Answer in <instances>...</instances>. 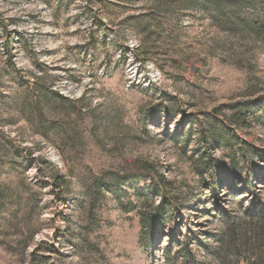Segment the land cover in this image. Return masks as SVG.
<instances>
[{
    "label": "rangeland",
    "instance_id": "rangeland-1",
    "mask_svg": "<svg viewBox=\"0 0 264 264\" xmlns=\"http://www.w3.org/2000/svg\"><path fill=\"white\" fill-rule=\"evenodd\" d=\"M206 1L0 0V264H29L42 243L49 264H168L185 239L205 245L226 219L264 210V181L252 192L236 157L264 177V53ZM142 165L173 183L178 212H160ZM117 180L100 199L98 181ZM17 186L30 217L9 211ZM159 212L145 244L141 216Z\"/></svg>",
    "mask_w": 264,
    "mask_h": 264
},
{
    "label": "trees",
    "instance_id": "trees-1",
    "mask_svg": "<svg viewBox=\"0 0 264 264\" xmlns=\"http://www.w3.org/2000/svg\"><path fill=\"white\" fill-rule=\"evenodd\" d=\"M207 0L203 5L205 12L209 11L210 6ZM258 0H214L215 7L211 9V17L214 21H219L217 24L221 28L232 30L236 33H247L249 38L254 41L256 45L260 46V50L264 53V3L260 2L256 6ZM10 42V41H9ZM192 61L193 59H189ZM182 67V65H181ZM183 73L188 74L184 69H180ZM157 116V113L147 115L151 120ZM212 119L216 118L215 113L209 115ZM251 115L245 113H238L234 119L238 124H246L252 126ZM228 128V126H226ZM217 141L204 140L202 145L209 148L211 144ZM258 155H260L258 153ZM237 159L243 161L242 173L245 175V180L248 188L257 182L259 186L263 183L264 177H259L253 171L246 169V162H250L251 156L240 154L237 152ZM234 157V158H236ZM217 163H209L210 177L212 179V188L214 191L218 186L222 185L215 175ZM250 168V167H249ZM135 172L142 173L141 176L148 177L152 182V187L156 193L162 197V207L170 203L173 212H178L175 199L170 196L173 183L154 165H142L136 168ZM70 185V181L64 177L55 179L54 187L59 193L64 194L65 189ZM98 197L104 191L119 195L121 191L119 180L115 182H100L97 183ZM12 195L11 205L9 211L11 215H17L22 212L27 217L31 215V203L33 199L30 195L22 193L17 187L10 189ZM98 198V200H100ZM36 208V207H35ZM141 216L142 229L141 235L145 244H150L153 234L156 233L157 227L162 220L161 213ZM150 227V228H149ZM156 235L153 239H155ZM216 247H212L213 243ZM28 245V243H27ZM26 245V246H27ZM180 251L171 255V259H167L168 264H264V210L257 213L243 214L234 219L228 218L224 221V228L219 235L208 238L207 244L201 245L191 243L190 239H185L181 244ZM42 250L51 252L52 247H47L45 244H39L37 249L32 253L29 259V264H49L45 257H40Z\"/></svg>",
    "mask_w": 264,
    "mask_h": 264
},
{
    "label": "built area",
    "instance_id": "built-area-1",
    "mask_svg": "<svg viewBox=\"0 0 264 264\" xmlns=\"http://www.w3.org/2000/svg\"><path fill=\"white\" fill-rule=\"evenodd\" d=\"M128 75L130 79L137 80V82L140 81L141 77H145L144 75L141 74V72L138 69H134V68H129Z\"/></svg>",
    "mask_w": 264,
    "mask_h": 264
}]
</instances>
